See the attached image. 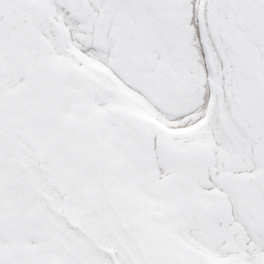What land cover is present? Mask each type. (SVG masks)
<instances>
[{"label": "snow or ice", "instance_id": "snow-or-ice-1", "mask_svg": "<svg viewBox=\"0 0 264 264\" xmlns=\"http://www.w3.org/2000/svg\"><path fill=\"white\" fill-rule=\"evenodd\" d=\"M0 264H264V0H0Z\"/></svg>", "mask_w": 264, "mask_h": 264}]
</instances>
